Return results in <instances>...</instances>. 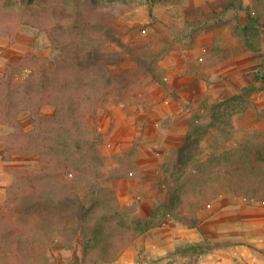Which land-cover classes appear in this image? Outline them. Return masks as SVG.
<instances>
[{
  "label": "trees",
  "instance_id": "obj_1",
  "mask_svg": "<svg viewBox=\"0 0 264 264\" xmlns=\"http://www.w3.org/2000/svg\"><path fill=\"white\" fill-rule=\"evenodd\" d=\"M224 0L226 11L246 12L247 26L236 19L233 31L243 34L246 49L255 48L245 27L264 30V0ZM130 9L112 0H20L0 4V21L10 19L42 29L57 54L54 57L26 53L6 67L0 83V122L13 127L3 136L8 154L36 158L39 168L14 169L0 206V264H55L54 249L82 248V264H109L137 237L157 227L167 217L194 228L202 208L221 195L234 193L264 203V153L255 152L248 165L239 163L261 135L229 144L233 117L241 96L205 105L188 120L181 143L165 152L155 178L158 198L154 212L143 219L136 204L122 205L114 184L135 173L139 164L138 143L115 153L116 165L106 170L101 152L103 134L95 124L98 108L109 98L146 109L153 98L146 87L157 83L164 90L161 58L173 46L137 49L135 68L115 72L127 44L120 40L121 18ZM188 19L177 29L180 40L195 43V33L207 28L189 9ZM127 27V26H126ZM240 41V40H239ZM117 44L121 50L112 45ZM216 47L213 51H221ZM224 47L221 56L232 55ZM219 53V52H218ZM28 69L23 77L18 72ZM243 103V102H242ZM53 115L39 113L42 105ZM30 111L32 128L18 125L21 112ZM206 142L204 146L203 143ZM253 154V155H254Z\"/></svg>",
  "mask_w": 264,
  "mask_h": 264
},
{
  "label": "rangeland",
  "instance_id": "obj_2",
  "mask_svg": "<svg viewBox=\"0 0 264 264\" xmlns=\"http://www.w3.org/2000/svg\"><path fill=\"white\" fill-rule=\"evenodd\" d=\"M15 1L20 0H0V4ZM112 1L130 7L121 18L123 33L120 35L129 51L124 52L121 63L113 67L115 72L135 68L139 47H156L163 42L174 45L160 61L167 87L164 90L157 83L146 87L153 98L150 107L125 106L109 98L100 105L95 116L96 127L103 134L101 152L106 157V170L116 165L115 153L138 143V170L127 178L118 179L114 188L122 205L136 204L143 219H148L157 199L162 197L155 178L163 154L183 141L189 118L197 111L202 112L206 104L241 96L239 107L245 109L233 117L232 137L228 142L237 144L261 135L257 141L247 143L254 147L241 155L238 161L243 165H248L258 150L264 153V30L245 27L247 39L255 46L246 49L239 39L243 34L237 36L239 31L235 33L232 28L236 19L241 26H247V13L226 11L224 0ZM245 5L251 12V1L245 0ZM189 9H196L195 18L207 24V28L195 33L192 47L175 33L185 25L187 18L194 19L187 15ZM112 46L121 50L117 44ZM216 47L221 48L219 53L213 51ZM224 47L230 48L232 55L221 56ZM28 52L47 57L57 54L47 34L39 27L2 19L0 83L7 65L17 63ZM27 72L24 68L18 75L21 78ZM39 113L51 117L53 107L42 105ZM18 125L27 132L31 130L30 111L20 113ZM13 130L12 126L0 122V206L4 205L14 169L35 171L39 168L36 158L5 151L3 136ZM262 203L234 193L221 195L202 208L197 227L189 228L169 216L133 240L117 260L109 264H264V224H240L251 207L259 206L264 210ZM160 238L162 245H150L151 240L158 242ZM52 253L55 264H82V248L78 244L73 249H54Z\"/></svg>",
  "mask_w": 264,
  "mask_h": 264
},
{
  "label": "crops",
  "instance_id": "obj_3",
  "mask_svg": "<svg viewBox=\"0 0 264 264\" xmlns=\"http://www.w3.org/2000/svg\"><path fill=\"white\" fill-rule=\"evenodd\" d=\"M264 205V203H262ZM263 207L254 206L250 208V212L246 213L245 217H242L240 220V224H264V210ZM154 230V229H153ZM152 231V230H151ZM163 239L160 238L157 242L156 239L151 240V246L153 245H162Z\"/></svg>",
  "mask_w": 264,
  "mask_h": 264
}]
</instances>
